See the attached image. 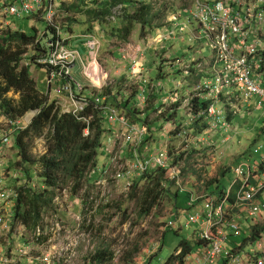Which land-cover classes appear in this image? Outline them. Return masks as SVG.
<instances>
[{
	"label": "built area",
	"instance_id": "built-area-1",
	"mask_svg": "<svg viewBox=\"0 0 264 264\" xmlns=\"http://www.w3.org/2000/svg\"><path fill=\"white\" fill-rule=\"evenodd\" d=\"M62 4L63 0H0V34L8 30H18L9 21L10 16H45L49 25L57 30V35L48 41L49 52L44 53L30 46L29 49L34 48L35 54H24L21 64L28 68L46 66L50 69L46 92H49L51 98H56L57 107L64 113L75 115L89 123L92 116L83 113L85 108L91 104L101 108L104 116L112 123V126L107 127L109 133L100 145V151L109 155L110 164L114 169L111 178L121 182L124 189L129 190L131 179L158 167L165 169L170 179L177 180L181 168L171 161L168 144L160 143L159 147L153 150L149 143H145L148 134L155 129L142 120L128 118L115 104L106 102L107 95L103 90L112 83V79L108 70L97 61V51L102 47L98 34L89 36L85 41L89 50L87 58L81 55L78 48L69 47L73 36L69 33L70 36L65 38L63 25L57 20ZM182 13L186 14L183 16ZM181 17L184 19L180 21ZM190 20V23L194 22L197 26L190 31L188 41L201 38L198 29L202 28L211 55L208 58L191 55L189 61L178 57L166 58L162 64L183 74L181 80L174 81V88L164 86L161 79L153 81L147 74L148 70L145 72V63L142 60L144 50L141 46L132 44L129 50H123L127 51L125 57L130 60L131 78L138 80L141 91L138 96L139 104L146 103L148 94L153 92L162 94L160 102L180 101L179 108L187 114L188 121L182 124L175 123L174 118L163 122V135L178 129L177 135L184 143L181 149H199L196 147L198 144L203 147L214 146L212 148L216 149V143L210 142V139L208 141L203 134L227 125V105L231 106L234 100L241 103L250 102L255 97L260 98L259 105L264 102V0H192L189 7L168 14L165 24L151 31L154 33L155 42L151 48L155 51L164 48L165 40L181 38V31L187 28V21ZM176 29H179L178 32ZM77 60L82 63V74L86 80L98 89L92 91L91 95L83 93L81 83L72 74ZM90 73H95L97 78ZM195 96L208 102L203 109L193 113L189 105ZM141 105L136 106L142 110ZM232 111L235 114L239 109L232 107ZM197 118H201L202 123H208V127L203 133L190 134L192 129L188 128ZM9 122L12 126L9 132L13 131L14 124L19 128L18 121L13 124ZM88 131L86 128L85 132ZM120 139L122 144H128V150H125L123 145L120 152H117ZM10 145V137L4 135L0 139V167L6 166L5 155ZM254 153L261 155V161L253 165L244 162L237 165L233 170V181L221 196H189L187 223L199 224L197 239L201 240L203 245L196 250L195 255H189L193 257L192 262L187 256L184 264H223L224 261V264H264V238L255 243L254 249L245 257L230 254L226 249L229 237H241L248 230L244 224L246 220L253 223L258 222L259 216L262 218L264 145L256 147ZM109 169H104L101 176L109 175ZM7 174L8 170L0 173V264H76V261L72 262L71 259L72 255L77 253V243L70 237L71 230L57 217H46L44 230L38 228L30 236L26 234L23 226L16 223L14 209L17 195L13 188L4 184ZM106 179L107 177L100 179L99 182ZM177 211L171 215L178 216L180 211ZM176 227L177 221H165V229ZM45 229H48V232H45ZM160 242H153L152 250H149L151 255ZM180 252L179 250L176 253ZM68 253L71 255L68 256Z\"/></svg>",
	"mask_w": 264,
	"mask_h": 264
},
{
	"label": "rangeland",
	"instance_id": "rangeland-1",
	"mask_svg": "<svg viewBox=\"0 0 264 264\" xmlns=\"http://www.w3.org/2000/svg\"><path fill=\"white\" fill-rule=\"evenodd\" d=\"M93 0H63L67 7L77 6L76 10H71L69 14L65 11H60L57 16V20L64 25L68 23V17L73 16L78 19H81L82 14L81 9L87 8V3L92 2ZM155 1V6L161 9V16L163 21L165 17L171 11H179L181 8L189 7L192 3V0H147ZM134 9V10H133ZM135 12V7H129L127 13ZM76 13V14H75ZM184 18L181 17L180 21ZM9 21L17 27L19 31L25 32L27 34H36L38 33V40L45 35V31L48 27L47 19L32 18V17H9ZM160 21V20H159ZM76 22L73 23V25ZM119 19L114 25H118ZM77 25L75 28L72 38L69 42V47H77L84 58H87L89 55V50L85 46V41L89 38L85 35L84 27L87 25ZM196 23L192 22L187 25V28L182 29L181 38L169 39L163 42L164 48H158L153 50L151 48L154 42V33L151 32V29H146L145 33L141 35V27L139 24L135 25V28L132 32V35L129 37L128 42H140L142 50H144V56L142 57L143 62L145 63V72L148 70V75L153 78V81L159 79L162 80V83L167 88H174V81L181 80L183 74L175 70H171L168 65L162 64L161 66V75L159 73L158 66L160 62L166 61L165 56H168L169 59L180 58L184 61H189L191 55L201 56L208 58L211 55L210 48L207 47V39L204 36L205 32L202 28L200 30L201 38L188 41L190 36V31L196 27ZM99 27V26H97ZM113 25H109V32L111 31ZM177 32L179 29H176ZM98 31V38L102 41L101 52L98 50L96 57L98 63L104 67L106 70L107 67L111 66L110 59L113 55L114 47H118L121 42L120 39L109 35L110 33ZM179 34V33H178ZM69 34L64 33V37L67 38ZM50 36L46 38V41L49 40ZM109 47L105 51L106 42ZM127 42V43H128ZM126 43V44H127ZM47 48V46H46ZM195 50V51H194ZM197 50V52H196ZM30 56L35 54L34 48H30L27 52ZM26 54V53H25ZM107 66V67H106ZM30 75L35 80L37 88L41 93L47 91V73L46 69L37 67L30 68ZM83 66L82 63L77 60L76 65L72 69V74L79 82H85L86 78L82 74ZM107 79L108 75L106 74ZM94 78H96L93 75ZM112 79L111 85L112 91L114 89H119V81L122 82V78H115L113 73L110 77ZM125 79V78H124ZM129 82L127 85L130 86L133 84L134 79ZM125 83L129 80L125 79ZM123 83V82H122ZM264 88V83L262 84ZM105 89V88H104ZM108 89V88H106ZM105 89V91H106ZM132 93V89H128ZM107 92H109L107 90ZM54 91H52V94ZM109 94V93H107ZM146 94V93H145ZM141 95L139 90L138 95L130 97V104L135 108L134 113L131 114L130 111L119 108L122 110V113L130 117L132 120L139 121L142 120L144 123L152 126L153 130L149 136H147L145 143H149V146L154 150L159 147L160 143L166 142L169 147V155L173 164L181 168V173L177 180H174L172 183H165L164 186L167 187L168 194L163 193V196L158 200L157 205L154 206L150 212L142 213L141 206V190L144 187L145 181L142 180L135 187L133 186L134 181L139 180L138 178L131 179L132 185L129 190H125L121 182L116 181L112 177L114 169L112 164H110L109 155L106 152L100 151L97 156V165L92 174V180L90 185H88V191L86 196H89L88 204L86 208L77 210V218L70 219L69 213H71V204L68 203V197L70 193L64 191L62 195H59L56 198L57 210L61 207L67 216H60L65 220V225L68 229L71 230L70 237L73 242L77 243L75 247L77 253L72 255L71 261H76V264H93L92 258L95 255L96 251L99 249H109L114 252L115 260L108 264H145L149 261V264H164L176 250H178L179 243L183 239H193L195 235L199 234L200 227L199 224H189L187 219L189 216V206L187 204L189 200L188 190L192 189V186L187 185L188 181L195 179V181L206 178L202 175L205 171V160H209L208 155H212L215 152L214 146H207L200 149H195L194 147H188L185 150L181 149L184 143L180 136L177 135L178 129L170 131L168 134L163 135L161 126L163 122H166L165 118H162L161 115L156 114L157 108L160 105V96L158 94L154 96V100H150V106L144 104H139L138 96ZM9 97L16 100L19 99L18 95H15L13 92L8 94ZM54 96V95H53ZM66 100V99H65ZM111 100V99H110ZM259 98L255 97L250 102L233 101L230 108L239 109V114H233L231 121H228L227 125L219 126L216 129L210 130L208 133H204L205 138L210 142L216 143V155L220 157V152L223 153L226 148L227 151H230L228 154H234V151L237 150V145H245L248 148L247 153L243 156L241 162L253 165L261 161L262 157L259 154L254 153V149L260 145H264V102L262 106H258ZM111 103V102H109ZM141 105L143 108L140 110L136 105ZM221 106L220 104H218ZM117 106V105H116ZM118 107V106H117ZM228 111V109H227ZM225 110V115H228L229 112ZM31 112L27 113L24 117L18 118L19 128L25 126L28 121H31ZM138 115L141 116L139 119ZM139 119V120H138ZM175 123H184L188 121L187 114L183 109H178L174 117ZM104 122L107 127L112 126L111 121L105 117ZM118 124H115L117 126ZM12 126L10 125L9 120L0 112V137L4 135L9 136V130ZM14 129V128H13ZM207 129V128H206ZM205 132V129L204 131ZM202 132V133H203ZM194 133L193 131L190 134ZM16 136L13 134L10 137L11 145L7 148V153L5 155L6 159L9 160L7 167L1 166L0 173L3 174L7 169L11 171L10 175L4 179V184L10 188H14L19 181L23 180V175L18 171L13 165L17 161V149L12 147V144L15 142ZM230 138L232 141L225 145L227 139ZM124 144H122V139L119 140V148L117 152H120ZM45 144L43 139H37L33 144V153L36 156H39L45 153ZM125 150H128V144L124 145ZM228 146V148H227ZM212 158V157H211ZM176 159L177 163H174ZM238 163V162H237ZM110 166V167H109ZM236 166V165H235ZM233 166L232 168H235ZM109 170V175L105 174L101 176V173L104 169ZM176 168V167H175ZM38 167L33 166L30 170L31 176V185L37 187L38 189L43 188V182L37 175ZM227 172L228 170H224ZM224 173L222 172L221 175ZM101 176V177H100ZM100 177V178H99ZM107 177L106 181L99 182L100 179ZM134 177V176H133ZM132 177V178H133ZM99 178V179H98ZM234 179V171L232 169L225 173V176L222 177V180L219 182V185L215 188L216 191L222 189H228L230 183ZM98 180L94 183V181ZM218 181V179H215ZM209 184L212 181L208 182ZM196 186V185H195ZM219 187V188H218ZM178 190V195L175 197L174 194ZM220 192H218L219 194ZM64 194H67L64 197ZM83 194V193H82ZM217 194V195H218ZM212 195H214L212 193ZM82 197V196H81ZM264 199V193L261 196ZM83 198V197H82ZM73 199H70L72 201ZM177 204V206H176ZM180 211L178 216L171 215L173 212ZM264 214V210L262 211ZM261 214V215H262ZM53 216V215H52ZM57 217L56 215L54 217ZM177 221L176 228H167L165 229V221ZM258 222L263 223L261 216L258 217ZM260 223V224H261ZM26 232V230L24 229ZM45 232H48V229H45ZM198 232V233H197ZM26 234H28L26 232ZM30 236V234H28ZM160 242L158 248L153 251L154 255H151V245L153 242ZM241 239L237 238V242H240ZM160 245L162 247H160ZM264 246V243H263ZM45 250V248H42ZM254 249V247H248L243 252L244 257L248 254L247 252ZM264 251V249H263ZM196 254L193 253V255ZM68 256L71 254H67ZM257 256L261 254H256ZM153 256V257H152ZM152 257V258H151ZM151 258V259H150ZM150 259V260H149ZM188 259L192 262L193 257L189 256ZM248 259H250L248 257Z\"/></svg>",
	"mask_w": 264,
	"mask_h": 264
},
{
	"label": "trees",
	"instance_id": "trees-1",
	"mask_svg": "<svg viewBox=\"0 0 264 264\" xmlns=\"http://www.w3.org/2000/svg\"><path fill=\"white\" fill-rule=\"evenodd\" d=\"M155 4V1L147 0H93L87 3V8L80 10L81 19L69 16V22L64 23L63 30L67 34H73L77 25L84 24L87 26L84 27L83 32L89 38V36L98 34L97 28L100 32L102 30L108 33L109 25H113L109 35L127 43L136 24L141 27V35L145 33L146 29L152 31L154 28L162 27L165 24V19L161 21V9L157 8ZM76 7H67L63 2L61 11L66 8L65 11L69 14L71 10L78 11ZM129 7H135V12L127 13ZM183 9L185 8L179 10L182 11ZM185 14L182 13L183 16ZM40 19H45V16ZM118 19V25H114ZM74 22L76 23L73 25ZM190 22L191 20L187 21V24ZM38 33L39 31L36 34H27L19 30H8L0 34V112L12 124L27 113H36L24 128H18L14 124L13 131L9 133V137L13 134L16 136L12 147L17 149V161L13 166L23 175V180L19 181L18 178V183L13 188L17 195L14 218L16 223L23 226L30 235L34 234L38 228L44 230L46 217L50 218L52 215V217L58 215L56 198L62 195L64 191H68L72 196L80 197L84 208H86L89 200L86 193L92 180L90 174L97 165L100 145L109 133L101 108L95 107L94 104L88 105L83 113L88 116L91 115L92 118L89 123H86L75 115L64 113L60 107H57L56 98L49 96V92L41 93L38 90L35 80L30 75L31 69L21 63H23L24 54L28 52L30 46L48 53V41L57 35V30L48 24L44 32L45 35L39 40ZM49 36V40L46 41ZM161 64L160 62L158 66V74L160 75ZM39 67L46 69L47 76H49L50 69L48 67ZM121 78L123 83L119 81V89L112 91L111 87L113 86L111 85L115 83H111L105 87V89H108L106 91L104 89L103 93L107 95L106 102H111L117 105L118 108H124L133 114L135 108L130 104V97L139 93L138 80L134 79L133 84L128 86L127 84L132 79H127L124 76ZM124 78L129 81L125 83ZM129 88L132 89V93L129 92ZM11 92L18 95L19 99L9 97L8 94ZM155 95L158 94L153 92L148 94L146 105L149 104L148 106H150L152 102H149L154 100ZM207 102V100H199L195 96L191 99L189 108L193 113H196L198 110L203 109ZM179 105L180 101L174 103L160 102L156 113L165 120L173 119L177 110L181 109ZM227 109L229 112L227 118L228 121H231L233 114L230 105H227ZM139 119H141V116ZM206 127H208V123H202L201 118H197L188 129H192L194 134H200ZM86 128L89 130L88 133L85 132ZM2 138L0 137V139ZM37 139H43L45 144V153L39 156L33 153V144ZM174 163H177L176 159H174ZM33 166L38 167L37 175L43 182L42 189L31 185L30 170ZM138 179L136 182L134 181V187L142 180L145 181L140 194L142 213L145 214L157 205L163 193L168 194L169 189L164 186V182L172 183L175 180L168 177L165 169L158 167L145 171ZM226 190L216 191L217 194L220 192L217 197L221 196ZM177 195L178 190L174 196ZM262 219L263 223H252L248 220L246 226L248 230L241 237H238L241 239L240 242H237V238L229 237L226 244L227 251L233 255L240 254L244 256L243 251L246 248L253 247L255 243L263 239L264 214H262ZM201 245H203V242L196 237H193L192 240H181L178 250L164 264H174L175 262L184 264L186 257L194 253ZM179 250L181 252L177 254L176 252ZM113 260L114 252L109 249L97 250L92 258L93 264H108ZM145 264H149V261Z\"/></svg>",
	"mask_w": 264,
	"mask_h": 264
},
{
	"label": "crops",
	"instance_id": "crops-1",
	"mask_svg": "<svg viewBox=\"0 0 264 264\" xmlns=\"http://www.w3.org/2000/svg\"><path fill=\"white\" fill-rule=\"evenodd\" d=\"M105 42H106V47H105V51H106L109 49V47L107 46L109 39H107V41H105ZM132 44H135L134 46H140V42L136 43L133 41V42H128L127 44L122 43V44L118 45V47H114L113 49L112 48L110 49V50H113L112 57L110 59H108V61H110V63H111V66L110 67L106 66V67L108 68L107 70L111 75L113 73L114 80H115V78H121L123 76L127 79L131 78V75H130L131 74L130 73L131 64H130V60L127 57H125V52H127L126 50L130 49V45H132ZM73 48H77V47H73ZM123 49H126V50H123ZM165 58H169V57L165 56ZM93 75H95V73H93ZM80 83L83 87L82 90H83V93L85 95H91L92 91L98 90L91 83H89L87 80L85 82H80ZM257 98H259V97H257ZM258 106L260 107V106H262V104L259 105V102H258ZM238 113H240V112H238ZM149 135H150V133L148 134V136ZM231 141L232 140L230 138H228L225 145ZM198 145L196 146L197 148H199V149L203 148L202 144H198ZM227 148H228V146H227ZM222 151H224V156L220 154V157H217L216 149H215V152L212 155H210V154L208 155L209 160H205V164H206L205 167L206 168H205V171L202 173V175L206 178V180L202 179V177H201L197 181H195V179H192L191 181L187 182L188 183L187 185L190 184L192 186V189H187L189 196H191L192 194L199 195V196L205 195V194L211 195L214 197L217 196V192H216L215 188L219 185V181L222 180V177L225 176V173H227L231 169H232V171L234 170V168H232L233 166H235V165L237 166L240 163H242L241 160H242L243 156L247 153L246 151H248V148L245 145L238 144L237 150L234 151V154H232V156H231V154H228L230 151H227L226 148ZM6 153H7V150H6ZM8 164H9V160L6 159V162H5L6 166L5 167H7ZM224 170H228V171L225 172ZM222 172L224 173L223 175H221ZM10 173H11V171H9L7 175L9 176ZM216 178L218 179V181L215 180ZM209 181H212V183L209 184L208 183ZM213 186H215L214 189H213ZM214 192H216V193H214ZM212 193L214 195H212ZM66 196H67V194H64V197H66ZM70 199H73V200L70 201ZM68 200H69L68 203L71 204V207H69V208H71V213H69V215H70L69 218L70 219H73V218L76 219L77 218L76 216H78L76 214L77 210L84 208V204L82 202V199L78 196H72L70 194V196L68 197ZM262 200L264 201L263 198H262ZM199 204H201V203L199 202ZM176 206H177V204H176ZM60 214L62 216H67L66 212H64L62 209V205L58 209L57 218L59 220H61L62 222L66 223L65 220L62 219ZM244 224L248 225V220H246L244 222ZM195 237L197 238V235H195ZM201 247H202V245L199 246L196 250H199Z\"/></svg>",
	"mask_w": 264,
	"mask_h": 264
},
{
	"label": "water",
	"instance_id": "water-1",
	"mask_svg": "<svg viewBox=\"0 0 264 264\" xmlns=\"http://www.w3.org/2000/svg\"><path fill=\"white\" fill-rule=\"evenodd\" d=\"M35 114H36L35 112H31V115H32V116H31V119H33V117L35 116ZM29 122H30V121H29Z\"/></svg>",
	"mask_w": 264,
	"mask_h": 264
},
{
	"label": "bare ground",
	"instance_id": "bare-ground-1",
	"mask_svg": "<svg viewBox=\"0 0 264 264\" xmlns=\"http://www.w3.org/2000/svg\"><path fill=\"white\" fill-rule=\"evenodd\" d=\"M93 76V73H90ZM96 77V75H94ZM97 78V77H96ZM53 101V100H52ZM199 146V145H198ZM150 147V146H149Z\"/></svg>",
	"mask_w": 264,
	"mask_h": 264
}]
</instances>
